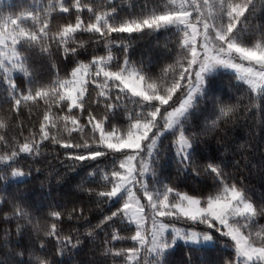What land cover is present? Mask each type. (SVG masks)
<instances>
[{
	"label": "snow or ice",
	"instance_id": "6c2138e0",
	"mask_svg": "<svg viewBox=\"0 0 264 264\" xmlns=\"http://www.w3.org/2000/svg\"><path fill=\"white\" fill-rule=\"evenodd\" d=\"M8 8L0 264H264V150L236 137L255 121L264 141V0Z\"/></svg>",
	"mask_w": 264,
	"mask_h": 264
},
{
	"label": "trees",
	"instance_id": "16d2710c",
	"mask_svg": "<svg viewBox=\"0 0 264 264\" xmlns=\"http://www.w3.org/2000/svg\"><path fill=\"white\" fill-rule=\"evenodd\" d=\"M20 3H21V0H5L0 4V11H2L3 14H8L10 11L14 10V8L13 9L8 8L9 4H14L18 6ZM153 42L154 41L148 38H145L143 41H141L136 47L135 52L133 54L134 59H138L142 55H145L146 50L151 48ZM258 132H259V129L255 126V121H249L246 125L241 126L236 132L238 143H241V144L247 143L250 149L255 151L256 162H259V152L261 150H264V141H262L260 136L257 135ZM251 179L253 183L258 185L259 183L258 176L254 175ZM53 183H55V181H53ZM189 183H192V182L189 181ZM19 190L22 192H25L28 195V197L31 200L35 201L36 203H40L44 201L45 197L47 196V192H48L47 186L41 188L40 180H35L27 184L20 185ZM67 191H68L67 187H64L61 189L54 188L51 196L47 198L48 199H51V198L59 199ZM185 252L186 250H184L183 248L179 249L175 253L176 255L175 259L183 258V256L185 255ZM197 255L204 256L205 258H210L212 253L209 252L206 254L204 252H201V253H198ZM91 256H92V253L85 250V252L81 253L79 256L70 257L69 264H74V261H77V260L88 261L91 259Z\"/></svg>",
	"mask_w": 264,
	"mask_h": 264
},
{
	"label": "rangeland",
	"instance_id": "374dc122",
	"mask_svg": "<svg viewBox=\"0 0 264 264\" xmlns=\"http://www.w3.org/2000/svg\"><path fill=\"white\" fill-rule=\"evenodd\" d=\"M3 1H5V0H0V4H1Z\"/></svg>",
	"mask_w": 264,
	"mask_h": 264
}]
</instances>
